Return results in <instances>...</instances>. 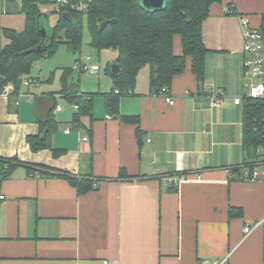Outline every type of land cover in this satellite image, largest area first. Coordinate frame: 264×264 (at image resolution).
Listing matches in <instances>:
<instances>
[{
	"label": "crops",
	"instance_id": "obj_1",
	"mask_svg": "<svg viewBox=\"0 0 264 264\" xmlns=\"http://www.w3.org/2000/svg\"><path fill=\"white\" fill-rule=\"evenodd\" d=\"M263 15L264 0L212 3L202 22L204 80L198 83L186 58L166 92L173 104L152 92L148 66L120 96L119 115L101 94L112 88L110 73L105 89L91 92L80 127L70 123L76 105L58 92L62 85L44 90L28 74L17 96L0 95V157L15 160L0 179V264H264V163L253 168L255 179L233 172L244 165L249 93L241 18L260 28ZM50 18L53 25L57 17ZM24 27L22 0H0V48L9 42L3 29ZM173 50L182 51L177 35ZM50 92L58 126L50 147L33 150L28 137L41 130L35 101ZM178 171L185 176L170 190L164 176ZM47 172L91 179L97 188L78 191ZM247 224L253 228L244 233Z\"/></svg>",
	"mask_w": 264,
	"mask_h": 264
},
{
	"label": "trees",
	"instance_id": "obj_2",
	"mask_svg": "<svg viewBox=\"0 0 264 264\" xmlns=\"http://www.w3.org/2000/svg\"><path fill=\"white\" fill-rule=\"evenodd\" d=\"M78 1L65 0L57 3L56 0H22L24 29L20 32L8 28L2 31L9 42L0 48V88L10 83L13 86L10 95L17 96L33 61L44 55H52L60 45H65L73 54H78L82 45L84 25L90 34L91 46L98 50L113 48L118 52L115 62L120 66V73L111 75L112 88L101 93L108 112L113 115H119L120 96L134 86L137 74L144 66L149 67L150 87L155 93H159L162 88L168 90L172 78L184 71L186 58L190 59L191 70L198 83L203 82L207 48L202 40V22L209 14L210 5L221 0H164L163 8L157 10L144 6L141 0H88L83 11L73 6ZM45 7L51 9L44 11ZM52 13H57V19L50 25L48 19ZM103 22H106V25L101 27ZM38 25L44 26L48 38L53 36L51 44L50 40L42 41L37 31ZM258 29L264 40V15ZM176 35L180 38V54L173 50ZM38 45L44 46V49L23 54ZM75 61L79 62V58ZM70 70L69 67L63 68L62 87L58 92L76 105V112L70 123L80 127V117L90 115L94 94L69 90L67 76ZM45 95V100L40 96L35 101L36 118L41 130L40 134L28 137L33 150L50 147V135L58 126L54 118L57 108L54 93ZM244 99L243 168L252 171L256 164L264 163V98L245 96ZM122 119L137 121L136 118ZM14 162L11 158L0 157V179L7 175ZM241 169L242 167H237L233 172L239 176ZM120 174L124 175L123 172ZM47 175L68 179L78 191L97 188L93 180L78 178L67 172H47ZM168 188L173 190L174 187ZM233 213V209H230L229 214Z\"/></svg>",
	"mask_w": 264,
	"mask_h": 264
},
{
	"label": "rangeland",
	"instance_id": "obj_3",
	"mask_svg": "<svg viewBox=\"0 0 264 264\" xmlns=\"http://www.w3.org/2000/svg\"><path fill=\"white\" fill-rule=\"evenodd\" d=\"M57 13H52L50 20L55 21ZM117 50L104 48L98 50L90 45V34L87 26H83L82 45L80 52L73 54L65 45H60L52 55H44L35 59L32 63L29 74L38 77V87L48 91H57L61 87V75L63 68H71L67 82L74 90L84 92L103 90L105 80L110 78V67L116 60ZM90 57L87 60V57ZM79 58L86 67L96 65L99 68L98 74H91L82 70L81 65L76 63ZM100 78V79H99ZM101 87V88H100ZM63 97L58 98V104H67Z\"/></svg>",
	"mask_w": 264,
	"mask_h": 264
},
{
	"label": "built area",
	"instance_id": "obj_4",
	"mask_svg": "<svg viewBox=\"0 0 264 264\" xmlns=\"http://www.w3.org/2000/svg\"><path fill=\"white\" fill-rule=\"evenodd\" d=\"M88 0H79L73 6L83 11L87 7ZM57 3L65 2V0H56ZM241 23L243 25V50L248 54V57L244 61V73L248 77L249 82L247 84V88L249 93L247 96L251 98H264V63L262 58V50H263V37L258 28H252L248 25L246 18H241ZM79 66L81 65L82 70H87L91 74H98L99 68L96 65L90 66L89 68L85 66V63H77ZM23 84L29 85L30 79L26 78L23 80ZM12 84H5L0 88V95H10L12 92ZM118 92V90H116ZM167 89L162 88L160 93L166 95L169 104H173V99L167 96ZM219 98V97H218ZM217 99V98H216ZM219 102V99L216 100V103ZM234 102L239 104L242 102L241 97H235ZM69 129L66 130L68 132ZM83 140H88V135L82 136ZM0 167V171H1ZM179 173H168L165 174L164 180L168 186L175 187L177 183L184 178L185 174L182 171H178ZM259 175V171L257 169H253L249 171L247 168H243L241 170V174L238 176L239 178L244 179H255ZM5 195L0 191V200H3ZM253 226L245 225L243 228L244 233H249L252 230ZM207 264H220L218 260H211L207 262Z\"/></svg>",
	"mask_w": 264,
	"mask_h": 264
},
{
	"label": "water",
	"instance_id": "obj_5",
	"mask_svg": "<svg viewBox=\"0 0 264 264\" xmlns=\"http://www.w3.org/2000/svg\"><path fill=\"white\" fill-rule=\"evenodd\" d=\"M142 4L148 8H152L154 10L161 9L164 6V0H141ZM106 22H103L101 27H104ZM38 33L41 35L42 41L50 40L49 44L52 43L53 36L50 35L49 38L47 37V31L44 26L38 25L37 27ZM44 49V46L38 45L36 48L28 49L23 52V54H28L30 52H39ZM110 73L112 75H118L120 73V66L118 63L114 62L110 67Z\"/></svg>",
	"mask_w": 264,
	"mask_h": 264
}]
</instances>
